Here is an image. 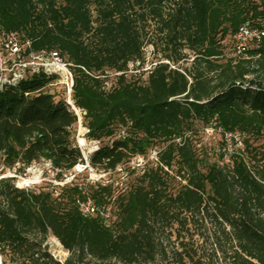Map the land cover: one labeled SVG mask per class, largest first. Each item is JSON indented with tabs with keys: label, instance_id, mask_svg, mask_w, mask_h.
<instances>
[{
	"label": "trees",
	"instance_id": "16d2710c",
	"mask_svg": "<svg viewBox=\"0 0 264 264\" xmlns=\"http://www.w3.org/2000/svg\"><path fill=\"white\" fill-rule=\"evenodd\" d=\"M244 24L264 29V0H0V38L17 36L31 52L74 65L72 99L87 138L125 130L90 155L89 167L113 172L162 145L156 167L118 194L108 184L21 189L16 178L0 179L2 264H150L163 253V231L198 219L215 225L229 264H264V145L250 144L264 141V38L244 55L224 51ZM147 45L162 48L160 59L145 81L128 77L130 64H145ZM55 80L40 72L0 91L1 173L44 160L60 180L85 165L72 134L78 116L63 89V98L48 91ZM196 122L241 136L249 161L233 154L202 165L188 135ZM87 199L111 208L109 224L82 216ZM49 235L69 253L64 263L49 253Z\"/></svg>",
	"mask_w": 264,
	"mask_h": 264
},
{
	"label": "rangeland",
	"instance_id": "374dc122",
	"mask_svg": "<svg viewBox=\"0 0 264 264\" xmlns=\"http://www.w3.org/2000/svg\"><path fill=\"white\" fill-rule=\"evenodd\" d=\"M154 30V25L151 27ZM161 47L157 51L152 45L145 47V64L139 66V64H130L128 77L132 75H140L145 81L148 74L147 71L157 62L161 57ZM224 51L227 58L236 56L235 43L233 39L228 38L224 43ZM189 54L188 52H186ZM180 63L182 67H189L191 60ZM116 82V74L109 73L107 79L106 88L110 89ZM49 92L54 93L56 97L63 98V91L60 86H54L48 89ZM78 122L72 129L74 142L77 147L80 148L84 158H89L90 155L99 147L109 145L113 140L119 139L124 136V129H119L113 138H107L102 142H96L87 138V128L85 126L82 113L77 110ZM194 131L188 135L196 147L199 158L202 161V165L219 162L221 156H224V160L229 162L228 159L233 154H242L244 159L248 162L250 155L245 150L243 138L237 135L232 141L230 137L223 135V132L216 127L213 123L209 127H203L199 122H196L193 127ZM80 140L84 141V144H80ZM250 144L253 148L262 151L264 145L263 140L251 139ZM162 145L154 146L147 152L146 157L137 156L132 158L129 162L121 165L116 171L105 173L101 168L93 169L91 167L83 170L81 167L75 168L76 178L73 183L84 186L87 191L90 186L95 184L111 185L115 194L129 191L139 180L144 169L156 167L157 156L161 151ZM0 169V179L2 178H16L15 185L21 189H51L56 187L59 179L56 173L52 170L49 162L41 160L33 163L30 167L22 170L20 173L19 167L12 170ZM70 176V175H69ZM170 178V190L175 191L181 187L179 178H175L171 174ZM72 177V176H71ZM116 207V205H114ZM115 210V209H113ZM116 211V210H115ZM217 229L215 225L209 221V219H198L196 222L189 224L187 227H169L166 231H163L159 238L160 244L163 248V253L158 256L156 260L150 264H181L179 260H183L186 264H229L227 255H223L218 251L215 245V233ZM222 248L225 250L229 248L228 241L225 239L219 240ZM182 244H185L183 247ZM46 245L51 256L64 263L69 257V253L66 252L61 244L49 235ZM186 249V251H184ZM179 254H182L180 257ZM190 256V257H189ZM181 258V259H180ZM0 264H2V258L0 257Z\"/></svg>",
	"mask_w": 264,
	"mask_h": 264
},
{
	"label": "built area",
	"instance_id": "2783aa9c",
	"mask_svg": "<svg viewBox=\"0 0 264 264\" xmlns=\"http://www.w3.org/2000/svg\"><path fill=\"white\" fill-rule=\"evenodd\" d=\"M263 38L264 29L252 27L250 24L240 26L237 33L233 36L236 54L244 55L250 48L257 47ZM30 48L31 43L29 41L23 42L17 36H9L5 39L0 38V91L17 87L29 75L44 72L48 76L56 77L51 86H60L63 89L65 101L78 114L72 99L74 65L66 61L57 52L48 54L45 52L33 53ZM80 68L86 71L84 68ZM226 136L232 137L230 134H226ZM84 160L85 165H78L76 169L81 167L85 170L89 167L88 159L84 158ZM75 177L76 172L62 175V179L56 185L61 187L69 185L74 181ZM80 212L85 218L101 216L105 219L106 224L110 223L112 215L111 208H100L91 199H87L80 204Z\"/></svg>",
	"mask_w": 264,
	"mask_h": 264
},
{
	"label": "bare ground",
	"instance_id": "6f19581e",
	"mask_svg": "<svg viewBox=\"0 0 264 264\" xmlns=\"http://www.w3.org/2000/svg\"><path fill=\"white\" fill-rule=\"evenodd\" d=\"M80 144L83 145L84 144V141L83 140H80Z\"/></svg>",
	"mask_w": 264,
	"mask_h": 264
}]
</instances>
